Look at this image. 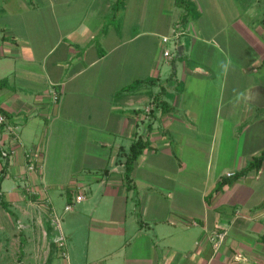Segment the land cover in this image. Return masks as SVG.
Segmentation results:
<instances>
[{
	"label": "crops",
	"instance_id": "crops-1",
	"mask_svg": "<svg viewBox=\"0 0 264 264\" xmlns=\"http://www.w3.org/2000/svg\"><path fill=\"white\" fill-rule=\"evenodd\" d=\"M117 1L0 0V264H264V0Z\"/></svg>",
	"mask_w": 264,
	"mask_h": 264
},
{
	"label": "built area",
	"instance_id": "built-area-1",
	"mask_svg": "<svg viewBox=\"0 0 264 264\" xmlns=\"http://www.w3.org/2000/svg\"><path fill=\"white\" fill-rule=\"evenodd\" d=\"M169 37L164 36L162 41L164 44L169 42ZM164 57L165 58H173L174 54L171 52L170 49L165 48L163 51ZM53 91V96L54 99H58V94L57 90H52ZM0 128H3L4 132L9 136V138L13 141L20 142V129H21V122L20 121H12L10 117L3 113L0 112ZM43 150H44V145L43 143H39L35 145L33 148H31L27 153H26V159L28 162V169L30 172H35V171H42L43 165H42V159H43ZM15 152V149L12 147L10 149L8 148H2L1 150V157L4 158V160H8ZM228 176L234 175V172H228ZM36 191H34L35 193ZM84 198V195L79 194L76 196L75 201L79 202ZM74 203H69L65 206V210L69 211L73 209ZM52 223L54 225H58L60 223V217L56 214L52 215ZM227 232L223 231L220 232L217 235V240L219 242H222L224 238L226 237ZM57 243L61 249V254L64 257H68V252H67V241L66 238L62 235L57 239Z\"/></svg>",
	"mask_w": 264,
	"mask_h": 264
},
{
	"label": "trees",
	"instance_id": "trees-1",
	"mask_svg": "<svg viewBox=\"0 0 264 264\" xmlns=\"http://www.w3.org/2000/svg\"><path fill=\"white\" fill-rule=\"evenodd\" d=\"M124 0H118L116 4V8H119L120 5H122ZM176 4L182 8L185 9V12L187 14L196 15L197 14V8L193 3V0H176ZM1 85V84H0ZM147 146V141L143 140L142 138H139L136 140L132 146L130 151V156L128 157L127 163H126V177L130 179V173L132 171L133 163L136 160V158L142 153L144 148ZM264 161V151L261 153L260 156L255 157L245 169H243L237 176L245 174L249 172L250 170L254 168H260L262 163ZM7 166V165H6ZM6 168L3 170V174L0 175V180L3 179L5 174Z\"/></svg>",
	"mask_w": 264,
	"mask_h": 264
},
{
	"label": "rangeland",
	"instance_id": "rangeland-1",
	"mask_svg": "<svg viewBox=\"0 0 264 264\" xmlns=\"http://www.w3.org/2000/svg\"><path fill=\"white\" fill-rule=\"evenodd\" d=\"M245 2H247V0H244ZM264 2V1H263ZM244 6V4H243V2L242 3H239L238 1H237V3H235V7L237 8V9H239V10H241V7H243ZM260 7H262L263 9H264V3H261V5H260ZM172 34H170L169 36H171ZM176 44H175V42H174V39H172V41L170 42V50H171V52L175 55L176 54V46H175ZM175 46V47H174ZM7 184V183H6ZM0 220H1V216H0Z\"/></svg>",
	"mask_w": 264,
	"mask_h": 264
},
{
	"label": "water",
	"instance_id": "water-1",
	"mask_svg": "<svg viewBox=\"0 0 264 264\" xmlns=\"http://www.w3.org/2000/svg\"><path fill=\"white\" fill-rule=\"evenodd\" d=\"M179 52H180V50H179Z\"/></svg>",
	"mask_w": 264,
	"mask_h": 264
}]
</instances>
